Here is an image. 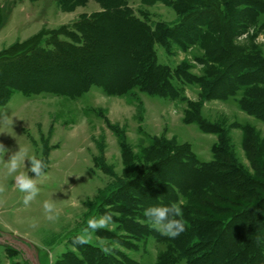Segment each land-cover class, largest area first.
Segmentation results:
<instances>
[{"label":"rangeland","instance_id":"1","mask_svg":"<svg viewBox=\"0 0 264 264\" xmlns=\"http://www.w3.org/2000/svg\"><path fill=\"white\" fill-rule=\"evenodd\" d=\"M185 1L194 8L186 11V15L179 13L180 0L121 2L125 3L126 14L153 27L154 33L160 34L164 28L178 39L176 43L166 41L171 48L167 52L153 37L157 64L174 67L186 63L189 74L196 77L203 69L193 60L199 52L191 46L180 51L179 46L185 44V38L194 35L201 14H208L211 9L197 6L195 0ZM101 5L100 0H0L1 54L35 36L40 37L37 44H25L34 61L24 56L15 60L17 65L5 61L6 65L0 66V80L4 77L14 83L11 87L5 84L2 87L10 90V97L0 105V149H3L0 151V264H154L158 257L168 253L169 237L149 221L136 218L150 207L147 198L151 195L147 188L160 185L170 193L173 186L174 202L180 203L181 198L174 188L172 170L166 172L168 182H160L152 176L153 172L145 176L142 173L167 159L171 149H174L173 156L182 162L187 157H183L182 151L194 164L201 166L210 162L212 147L218 143L217 134L209 132L214 130L212 126L223 130L237 163L250 175L253 174L250 156L242 145L240 127L243 124L251 130V141L259 147V156L264 155L263 113L247 105L251 112L242 110L236 102L237 96L220 92L216 98L201 101L196 84L178 85L173 79V92L178 90L182 99L172 101L166 95L151 96L133 90L137 103L120 85L118 66L113 70L97 64L85 65L80 76L75 65L63 66L64 63L57 62L56 58L65 57L67 48L81 53L80 43L87 32L83 28L95 25L98 13L103 12ZM7 8L10 10L5 14ZM256 17L257 25L245 30L240 28L235 32L232 23L226 43L257 60H264V17ZM218 30L212 24L206 31L207 37L200 42L208 47L207 39L210 36L216 39ZM113 34L116 41L124 46L128 44V37L117 30ZM253 76L264 80V71L256 70ZM18 85L21 90H16ZM260 86L263 89L262 92L257 89V97H263L254 99L259 102L264 101V85ZM260 86L251 85L249 89ZM195 103L201 107L194 115L189 108ZM195 116L203 121L205 128L189 120ZM184 117L188 120L184 121ZM121 138L126 146L127 162L119 142ZM151 139H161L173 147H167L165 154L154 155L155 143ZM19 150L25 153V167L21 165L17 172L35 176L27 170V158L31 156L46 165L44 174L36 179L39 192L27 205L23 203L24 194L14 184L16 173L8 174L4 163ZM128 180L133 182L124 186ZM121 181L124 183L120 186ZM169 193L164 196L169 197ZM152 199L159 202L158 197ZM45 200L55 204L52 220L43 209ZM132 208V217L117 212ZM106 213L114 214L112 223L89 230L91 235L86 243L75 242L90 218ZM128 219L139 227L136 236L130 234ZM145 228L151 230L148 236L142 235Z\"/></svg>","mask_w":264,"mask_h":264},{"label":"trees","instance_id":"2","mask_svg":"<svg viewBox=\"0 0 264 264\" xmlns=\"http://www.w3.org/2000/svg\"><path fill=\"white\" fill-rule=\"evenodd\" d=\"M100 1L103 2L101 5L103 12L98 13V19L94 21L95 25L83 28L87 32L85 31V36L80 43L81 53L67 48L65 57L56 58L57 62L64 63L63 66L75 65L78 68L77 74L80 76L84 74L82 69L85 65L97 64L100 68L108 66L113 70H115L114 66H118L116 72L121 81H119L120 85H123L122 88L125 89L127 96L134 98L133 102L138 101L137 94H134L133 90L151 96L166 95L172 101L180 97L182 99L178 90L173 92V79H175L178 85L191 82L196 84L200 88L201 101L216 98L220 92H223L227 96L239 97V101L236 102L242 110H245L246 105L251 106L252 109L255 107L261 110L264 116V101L254 100L263 97H257V89L262 92L263 88L260 85H264V80L253 76L256 70L264 71V60H257L250 53L229 47L226 43V37L230 33L228 28L232 23L235 24L232 27L235 32L240 28L245 30L257 25L254 17L256 15V18L264 17V1L195 0L198 3H196L197 6L208 7L211 11H208V14H201V20L194 27V35L185 38V44H180L179 50H186L184 48L191 46L194 47L195 52H199L193 60L203 69L196 77L189 74L190 67L186 63L176 64L174 67L157 64L152 42L157 40L156 42H159L167 52L170 51L171 48L166 41L176 43L178 39L166 33L169 31L163 28L160 34L154 33L153 27L142 23L129 13L126 14V6L125 3L122 4V0ZM177 7H179L180 15L194 9H191L185 0H180ZM236 9L242 10L237 13ZM9 10L7 8L5 14ZM233 20L237 21L233 22ZM212 24L219 29L216 33L219 39L210 36L207 39L209 41L207 44L210 45L205 47L200 41L207 37L206 31ZM115 30L129 38L128 44L124 46L116 41L113 34ZM38 41L40 37L35 36L22 45L13 46L6 54L0 53L2 59L0 66L1 64L5 66V61L17 65L15 60L24 56L34 61L33 55L29 53V48L26 49L25 44L33 42L37 44ZM1 80L0 105L10 97V90L2 89L4 84L8 85L7 87L14 85L4 77ZM251 85L260 86V88L249 89ZM16 88L21 90V85ZM239 92L240 95H237ZM200 107V104L195 103V105L190 104L189 109H193L195 115ZM246 109L250 112L252 110ZM253 113L259 116L256 111ZM260 118L263 119V117ZM186 120L188 119L184 117V121ZM189 120L197 123L200 128H205V124L199 117L195 116ZM243 125L240 127L243 130L242 145L249 153L254 175H250L240 167L229 148L225 133L215 126H212L214 130L209 132L217 134L218 143L212 147L213 154L210 162L201 166L194 164L192 158L181 150L183 157L187 156L182 159V162L179 157L173 156L174 149H171L166 156L168 160L159 161L150 171L142 173V176H145L153 172L152 176L157 177L160 182H168L167 174L169 173L166 172L171 170L174 172V188L181 198L179 205L185 225L184 231L177 237L167 239L168 253L161 258L158 257L154 264H178L180 260L181 264H264V164L261 163L264 161V155L259 156V147L251 141V130ZM151 140L155 143L154 155L165 154L167 147H173L171 144L163 143L161 139ZM119 142L127 162L125 143L122 138ZM172 159L174 161H171ZM166 160L170 163H166ZM132 182L133 180L125 183L121 181L118 185L121 186L124 183V186H127ZM172 188L173 186L169 193L166 187L163 190L160 185L156 187L149 185L147 190L151 197L147 199L151 202L150 206L168 205L174 202L175 193ZM164 193H169V197H165ZM111 194L113 195L112 190ZM154 197H158L159 202L154 201L152 199ZM133 210L134 208L117 210V212L132 217ZM141 217L149 221L143 214L136 216L138 219ZM121 223L124 224L123 221ZM133 223L132 219L126 221L127 227L132 230L130 234L136 236L139 227ZM150 231L145 228L142 235L148 236Z\"/></svg>","mask_w":264,"mask_h":264},{"label":"clouds","instance_id":"3","mask_svg":"<svg viewBox=\"0 0 264 264\" xmlns=\"http://www.w3.org/2000/svg\"><path fill=\"white\" fill-rule=\"evenodd\" d=\"M2 150L3 149H0V151ZM27 160L29 162L27 170L28 172L35 174L34 177H30L26 172H17V169L21 165L25 167V153L22 150L17 151L15 154L11 155L6 162H4L8 174L16 173L14 176V184L19 192L24 194L23 203L25 205L32 201L39 192V189L36 186V179L44 174L43 170L46 167L44 162L36 156L28 157ZM43 209L49 220L55 218L54 202L45 200L43 203ZM113 215V213H106L99 218H90L87 221V227L83 228L81 233L76 236L75 242L80 244L86 243L91 235L89 230L94 231L97 228L106 227L108 224L112 223ZM143 215L148 218L152 226L162 235L175 238L184 231L185 225L182 219V209L177 202H171L168 205L147 207L144 210ZM105 251H107V249H105Z\"/></svg>","mask_w":264,"mask_h":264}]
</instances>
